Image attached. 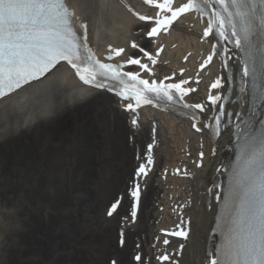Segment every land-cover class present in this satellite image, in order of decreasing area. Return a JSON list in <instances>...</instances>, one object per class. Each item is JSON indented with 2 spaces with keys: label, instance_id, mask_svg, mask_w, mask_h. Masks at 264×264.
<instances>
[{
  "label": "bare ground",
  "instance_id": "6f19581e",
  "mask_svg": "<svg viewBox=\"0 0 264 264\" xmlns=\"http://www.w3.org/2000/svg\"><path fill=\"white\" fill-rule=\"evenodd\" d=\"M186 1L176 0V5ZM66 3L75 12L76 26L77 19L87 25L95 55L103 60L112 55L108 61L124 64L142 56L130 45L136 43L156 59L155 79L166 84L189 80L182 88L196 91L182 103L204 104V113L195 112L201 131L192 127L190 111L150 105L127 110L130 101L84 86L63 63L46 78L0 99V214L8 219L0 235V264H136L137 253L146 264H160L156 257L162 254L174 258L163 264H203L216 244L210 231L224 168L231 159L230 128L212 138L202 127L218 110V104L214 109L206 98L224 94L228 69L234 102L225 110L233 111L232 118L237 112L245 114L247 94L235 90L240 62L224 45L216 46L212 35L204 37L207 22L201 16H183L168 34L153 40L144 37L151 23L138 19L154 13L144 0ZM213 45L212 61L198 70ZM159 47L163 50L156 56ZM110 48L124 52L116 56ZM168 76L174 81L165 79ZM217 78L223 87L209 89ZM109 145L115 156L96 168L95 151ZM148 155L153 158L151 172L146 180L137 179L135 171ZM134 181L141 184V201L132 224L128 193ZM118 200L117 211L108 217L109 206ZM173 226L187 227L189 238L165 245L159 231Z\"/></svg>",
  "mask_w": 264,
  "mask_h": 264
},
{
  "label": "snow or ice",
  "instance_id": "6c2138e0",
  "mask_svg": "<svg viewBox=\"0 0 264 264\" xmlns=\"http://www.w3.org/2000/svg\"><path fill=\"white\" fill-rule=\"evenodd\" d=\"M144 3L157 9L155 18L138 15L140 21L154 20L155 26L147 31L149 38L157 36L162 29L167 31L186 13L196 12L201 17L208 16L204 37L215 34L220 40L227 39L242 54V68L238 72L239 92L242 95L250 92L253 100L251 111L255 115L256 107L264 105V0H187L176 7L175 0H144ZM74 17L75 12L68 7L66 0H0V99L46 78L62 62L74 69L75 76L86 86L104 89L106 81L116 82L120 88L117 94L122 99L135 101V105H127L132 111L154 101L181 103L189 92L196 91L182 88L183 84L189 83L187 80L168 84L152 80L150 83L142 79L138 72H122L125 64L101 62L88 45L87 25L77 19L81 29V34H78L73 26ZM131 47L136 49L139 46L133 43ZM215 48L213 45V52L207 56L201 69L212 61ZM109 51L120 56L124 49L110 48ZM140 51L153 65L157 63L143 48ZM224 51L227 52V49ZM159 54L157 51L156 55ZM106 59L112 60L113 56L108 55ZM224 63L226 65L227 61ZM126 64L137 65L141 71L151 75L149 66L141 63L140 59L129 58ZM222 87L220 78L211 85L212 89ZM222 99L225 97L220 94L209 95L208 103L215 109ZM182 107L192 113V127L195 131H201L195 123L199 121L195 112L198 110L204 113V104L183 103ZM223 115L224 105L221 103L219 114L213 117L215 128L208 123L202 127L217 135ZM236 116L246 128L239 134L237 159L228 189L223 195V215L218 218L222 239L218 245L213 246L203 264H264V118L259 128L253 131L251 117H247V113L242 116L237 112ZM132 123L135 125L137 121L134 119ZM153 131L157 130L154 128ZM148 151H152L151 144ZM200 156L202 159L203 153ZM152 164L153 158L148 155L146 163L136 169L135 177L146 180ZM128 195L132 199L131 223L135 224L141 201V184L134 181ZM119 204L118 200L111 205L107 210L108 217L113 216ZM184 223L187 225L189 222ZM189 234L187 227L182 231L168 233L185 240ZM119 243L121 247L125 244L123 231ZM163 243L167 245L169 241L164 240ZM136 247L139 249L141 246L138 244ZM156 259L160 264L174 261L173 257L166 254ZM134 260L136 264H146L139 253L134 256ZM111 264H117V261L113 260ZM147 264H151V261Z\"/></svg>",
  "mask_w": 264,
  "mask_h": 264
},
{
  "label": "rangeland",
  "instance_id": "374dc122",
  "mask_svg": "<svg viewBox=\"0 0 264 264\" xmlns=\"http://www.w3.org/2000/svg\"><path fill=\"white\" fill-rule=\"evenodd\" d=\"M161 139H162V137H161ZM163 142H164V140L162 139V143ZM98 148L95 151L96 153H95V157H94V160H95V158L97 159V162H96V160L94 162V163H96V168L99 165H101L103 162L108 161L109 158H112L113 156H115V149H114V147H112L110 145L109 146H106L105 148L102 146V148H99V150H98ZM100 159H101V161H100ZM91 165H93V163ZM174 173H176V170L174 171ZM148 179H150V178H148ZM111 201L112 200H109V201L105 202L106 203L105 205L107 206L108 203H110ZM7 220H8L7 218L6 219H3L2 215L0 214V226H1L0 227V235L2 234V230L3 229H7L8 228V226L7 227L5 226V224L7 223ZM0 239H1V237H0Z\"/></svg>",
  "mask_w": 264,
  "mask_h": 264
}]
</instances>
